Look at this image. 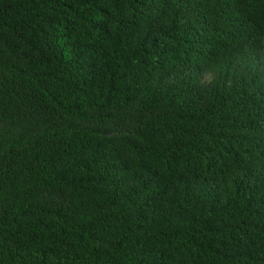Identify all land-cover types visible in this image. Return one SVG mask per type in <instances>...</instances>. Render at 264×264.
I'll use <instances>...</instances> for the list:
<instances>
[{"label":"trees","instance_id":"obj_1","mask_svg":"<svg viewBox=\"0 0 264 264\" xmlns=\"http://www.w3.org/2000/svg\"><path fill=\"white\" fill-rule=\"evenodd\" d=\"M0 264H264V0H0Z\"/></svg>","mask_w":264,"mask_h":264}]
</instances>
